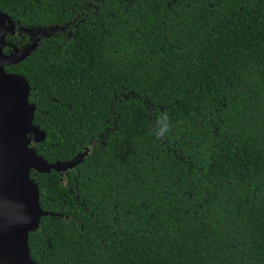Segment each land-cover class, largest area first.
<instances>
[{
    "label": "trees",
    "instance_id": "1",
    "mask_svg": "<svg viewBox=\"0 0 264 264\" xmlns=\"http://www.w3.org/2000/svg\"><path fill=\"white\" fill-rule=\"evenodd\" d=\"M0 10L49 29L7 68L45 133L29 147L85 155L64 176L30 171L50 212L29 234L35 262L264 264V0Z\"/></svg>",
    "mask_w": 264,
    "mask_h": 264
},
{
    "label": "water",
    "instance_id": "2",
    "mask_svg": "<svg viewBox=\"0 0 264 264\" xmlns=\"http://www.w3.org/2000/svg\"><path fill=\"white\" fill-rule=\"evenodd\" d=\"M10 22L11 18L0 10V264H39L30 256L29 234L40 229L41 219L50 212L41 207L39 186L30 171L54 170L64 176L85 155L48 163L29 147L33 138L40 142L45 133L33 124L36 106L29 102L27 79L22 74L6 72L5 66L26 59L49 29L33 33L37 36L24 48L4 55L6 37L15 34L14 23Z\"/></svg>",
    "mask_w": 264,
    "mask_h": 264
},
{
    "label": "flooded vegetation",
    "instance_id": "3",
    "mask_svg": "<svg viewBox=\"0 0 264 264\" xmlns=\"http://www.w3.org/2000/svg\"><path fill=\"white\" fill-rule=\"evenodd\" d=\"M31 0H27V2H30ZM16 11V10H15ZM8 14V13H6ZM8 16L11 18V25L14 23V27L12 25V30L15 33L13 36H7L5 41L7 44L3 47V54L4 55H10L11 51H14L17 49H22L31 42L33 39V26L31 25V21L29 20H23L22 18H14L12 15L8 14ZM8 24V23H6ZM21 30V33L19 32ZM7 68L9 66H5V70L8 73H13L7 71Z\"/></svg>",
    "mask_w": 264,
    "mask_h": 264
}]
</instances>
